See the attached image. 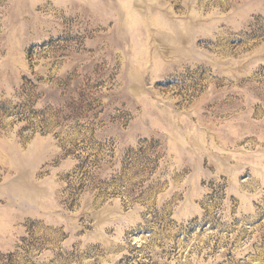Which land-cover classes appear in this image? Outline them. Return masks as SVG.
<instances>
[{
    "label": "rangeland",
    "instance_id": "1",
    "mask_svg": "<svg viewBox=\"0 0 264 264\" xmlns=\"http://www.w3.org/2000/svg\"><path fill=\"white\" fill-rule=\"evenodd\" d=\"M0 264H264V0H0Z\"/></svg>",
    "mask_w": 264,
    "mask_h": 264
}]
</instances>
